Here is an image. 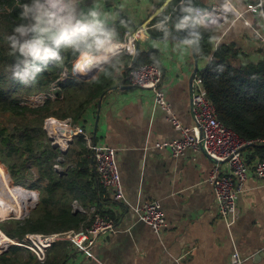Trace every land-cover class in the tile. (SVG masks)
I'll list each match as a JSON object with an SVG mask.
<instances>
[{
    "label": "crops",
    "instance_id": "obj_1",
    "mask_svg": "<svg viewBox=\"0 0 264 264\" xmlns=\"http://www.w3.org/2000/svg\"><path fill=\"white\" fill-rule=\"evenodd\" d=\"M173 1L82 0L78 11L96 8L106 28L118 40L123 39L128 29L149 26L138 40V53L159 52L157 65L163 72L162 86L167 98L182 123L191 126L192 76L196 68L208 66L211 56L196 58L194 46L183 43L185 39L173 27L184 14L178 17L176 12L185 7L209 8L222 0ZM255 1L242 0L237 7L244 10L249 2ZM169 6L172 10L166 21L170 17L173 23L170 31H165L156 25H165L158 17ZM206 27L214 29L212 52L220 45H230L234 49V55L229 57L233 64L264 59V45L255 34V30L264 33V17L246 13L245 18H229L219 26ZM128 61L129 57L121 53L90 79L69 76L77 80L68 89L73 95L74 85L94 78L109 85L98 100L86 106L78 121L73 120L84 126L97 143L116 148L125 200L116 201L111 191L104 189L100 203L88 202L85 206L74 199L72 208L76 212V203L85 208L94 206L98 212L110 215L116 227L98 238L92 247L94 257L68 241H58L49 249L47 260L53 264H229L230 255L237 247L246 258L243 264H264V179L251 172L238 199L240 218L229 223L221 215L213 188L206 181L213 161L201 151L190 150L185 156L177 157L160 149V143L179 137L180 132L166 118V111L155 103L153 90L133 86L123 79L121 69ZM57 93L63 99L66 91L61 88ZM32 96H26L28 104L42 105L33 103ZM78 102L77 98L68 105ZM77 140L85 146L82 136L73 143ZM245 154L251 163L259 158L251 145L246 147ZM65 161L66 158L55 169L64 172ZM73 161L68 166L75 167L80 157ZM90 166L94 171L92 157ZM148 200L161 202L167 225L160 233L141 220L133 209ZM89 222L86 215L79 227Z\"/></svg>",
    "mask_w": 264,
    "mask_h": 264
},
{
    "label": "trees",
    "instance_id": "obj_2",
    "mask_svg": "<svg viewBox=\"0 0 264 264\" xmlns=\"http://www.w3.org/2000/svg\"><path fill=\"white\" fill-rule=\"evenodd\" d=\"M21 3L17 0H0V7L4 8L0 12V110L33 117L21 125L16 135L9 134L5 128L0 129V162L6 164L17 183H22L30 175L32 167H36L39 176L30 188L40 190V201L30 217L12 221L11 225H0L8 236L18 241L24 240L28 232L48 233L79 227L86 215L73 212L74 199L85 206H88V202H101L105 188L99 182L96 170H90L91 156L87 147L83 145L81 151L70 158L80 157L75 167L68 166L64 172L57 171L54 165L60 152L51 146L43 124L49 115L59 118L72 115L78 121L86 106L98 100L109 86L101 79L82 80L79 85H74L75 94L73 92L71 95L68 89L71 90L76 78H68L60 83L66 91L63 99L50 98L39 106L28 104L26 96L48 90L65 68L72 69L78 54L62 48V63L49 58L25 66L18 54H13L8 39L13 34V26L21 22V9L18 7ZM171 10L169 6L158 17L159 21L165 22V31H170V24L173 23L170 17L166 21ZM176 14L179 17L185 13L181 10ZM173 29L184 39L194 38L192 34L198 33L199 39L193 44L196 58L211 56L208 66L198 70L197 74L217 109L219 119L245 139L264 140V59L236 65L229 59L234 55L230 45H220L212 52L213 28L196 26ZM136 59L138 64H158L159 52H137ZM77 98L79 102L76 105H68ZM251 147L259 158L264 159V142ZM42 181H45L44 185ZM100 213L108 215L106 212ZM23 251L19 245L10 246L0 254V264H53L47 259L45 262L38 261L30 251L31 255L27 257L22 254Z\"/></svg>",
    "mask_w": 264,
    "mask_h": 264
},
{
    "label": "built area",
    "instance_id": "obj_3",
    "mask_svg": "<svg viewBox=\"0 0 264 264\" xmlns=\"http://www.w3.org/2000/svg\"><path fill=\"white\" fill-rule=\"evenodd\" d=\"M260 4L261 0L249 2L244 10L237 7L234 14L226 15L221 9V3H219L205 9L196 8V13L208 21L225 22L229 18L235 20L245 18L246 13L260 15L259 13L264 11V8L259 7ZM252 6H256L255 11L251 10ZM207 25L214 24L208 23ZM148 29V25L128 29L124 32L123 39H116L121 43L118 54L124 53L129 57L128 63L121 69V75L126 82L133 86L153 90L155 103L166 111V118L179 130L180 136L168 142L160 143V149H166L177 157L185 156L190 150L201 151L213 161L206 181L213 188L221 215L230 220L229 223L235 222L241 215L238 199L245 189V183L251 172L264 179V159L258 158L251 163L245 154L246 147L255 143H262L264 140L260 138L245 139L233 128L222 122L197 73L191 82L193 124L191 126L183 124L162 86L163 72L161 68L152 62L137 63L138 40ZM255 32L256 38L264 45V33L258 30ZM113 57L104 63H108ZM72 75L80 77L73 72V67L71 70L65 68L61 76L51 83L48 90L34 94L30 97L31 100L33 103L43 104L47 99H58L60 95L57 91L62 88L60 83ZM26 99L30 103L29 98ZM43 128L51 146L60 152V156L54 165L55 168H58L64 160L75 138L82 136L95 163L99 182L106 190L111 191L116 201L124 202L125 191L117 162L116 148L97 143L85 127L77 124L71 117L59 118L55 115H49L44 119ZM133 209L139 218L149 224L155 232L160 233L166 227L167 221L160 201L148 200L133 207ZM75 211L88 215L89 224L56 232L26 233L24 240L14 239L13 244L0 248V254L6 252L12 245H19L30 250L40 262H45L49 249L56 242L68 241L88 256L94 257L93 245L100 236L115 229V221L110 215L98 212L94 206L85 208L76 203ZM245 260L246 258L235 247L230 255L229 264H243Z\"/></svg>",
    "mask_w": 264,
    "mask_h": 264
},
{
    "label": "clouds",
    "instance_id": "obj_4",
    "mask_svg": "<svg viewBox=\"0 0 264 264\" xmlns=\"http://www.w3.org/2000/svg\"><path fill=\"white\" fill-rule=\"evenodd\" d=\"M82 0H26L18 5L20 21L13 26V34L8 37L13 54H18L27 66L36 60L49 58L62 63L60 50H72L77 53L73 72L80 77L94 76L100 71L99 65L116 56L121 43L115 39V33L109 31L101 13L96 8L86 12L78 6ZM242 0H222L224 14H234L237 4ZM264 8V0L260 6ZM256 6L251 10L255 11ZM185 13L175 25L177 29L186 27H206L208 23L219 26V21H208L192 7L182 9ZM264 16V11L259 13ZM26 21V22H25ZM157 28H163L158 23ZM185 39L186 45L197 43L199 34Z\"/></svg>",
    "mask_w": 264,
    "mask_h": 264
},
{
    "label": "rangeland",
    "instance_id": "obj_5",
    "mask_svg": "<svg viewBox=\"0 0 264 264\" xmlns=\"http://www.w3.org/2000/svg\"><path fill=\"white\" fill-rule=\"evenodd\" d=\"M17 1L18 2H22V3L26 2V0H17ZM3 10H4V8L0 7V12H2ZM32 117L33 116L30 115V114H28L27 117H24L23 115L13 114L10 111H1L0 110V129L1 128H5L9 134L13 133L14 135H16V133L21 128V125L25 124V121L26 120L28 121ZM71 118L73 119V117H71ZM45 140H46V138H45ZM79 148H82V143L79 140H77V141H75L74 143L71 144L70 149L68 151L69 153H67V155H68L67 158H66L67 162L65 161L66 163L63 164V168H64L63 170L64 171L67 169L69 163L71 164L72 162L75 161V160L74 161L70 160V158L72 156L78 154L77 151L79 150ZM0 163L4 164L2 162H0ZM29 164H31L30 161H29ZM4 165L6 166V164H4ZM7 169H8V167H7ZM8 171H9V169H8ZM38 176H39V174L37 173V168L36 167H32L30 175L22 183L15 182V180L11 176L12 177V181H13L14 184H18V185L23 186L24 188L31 189V190L35 191L37 193V195H36L37 198L30 200L28 206L26 207L27 209H25V214L20 216V217H17L18 215H16V214H13L11 216L5 215L6 217L0 215V225L1 224L11 225L12 221H17V220L22 221V220H25L26 218L31 216L32 211L37 207V205H38V203L40 201V190L39 189L30 188V186L32 184H34L35 181H37ZM44 183H45V181L41 182L42 185H44ZM26 210H28V211H26ZM0 229L3 231L1 226H0ZM23 249H24V251H23L22 254L26 255L27 257L29 255H31L30 252H29L30 250H28V249H26L24 247H23ZM33 256H34V254H33Z\"/></svg>",
    "mask_w": 264,
    "mask_h": 264
},
{
    "label": "bare ground",
    "instance_id": "obj_6",
    "mask_svg": "<svg viewBox=\"0 0 264 264\" xmlns=\"http://www.w3.org/2000/svg\"><path fill=\"white\" fill-rule=\"evenodd\" d=\"M36 195L35 191L14 184L7 167L0 163V215H24L30 200L37 198ZM13 240L0 229V248L13 244Z\"/></svg>",
    "mask_w": 264,
    "mask_h": 264
},
{
    "label": "water",
    "instance_id": "obj_7",
    "mask_svg": "<svg viewBox=\"0 0 264 264\" xmlns=\"http://www.w3.org/2000/svg\"><path fill=\"white\" fill-rule=\"evenodd\" d=\"M105 64H106V63H102V64H100V65H99V68L101 69ZM197 71H198V68H196V70H195V72H194V74H193V76H192V80H193L194 75L197 73ZM92 77H94V76H90V77H87V78H85V77H80V78H81V79H90V78H92ZM192 80H191V82H192Z\"/></svg>",
    "mask_w": 264,
    "mask_h": 264
}]
</instances>
